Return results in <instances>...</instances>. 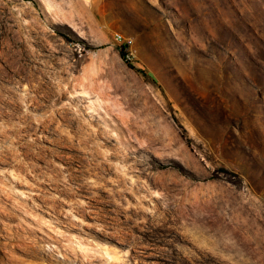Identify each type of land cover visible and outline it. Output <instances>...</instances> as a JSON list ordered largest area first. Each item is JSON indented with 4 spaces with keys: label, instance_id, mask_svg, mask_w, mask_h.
<instances>
[{
    "label": "rangeland",
    "instance_id": "rangeland-1",
    "mask_svg": "<svg viewBox=\"0 0 264 264\" xmlns=\"http://www.w3.org/2000/svg\"><path fill=\"white\" fill-rule=\"evenodd\" d=\"M0 264H264V0H0Z\"/></svg>",
    "mask_w": 264,
    "mask_h": 264
},
{
    "label": "bare ground",
    "instance_id": "bare-ground-1",
    "mask_svg": "<svg viewBox=\"0 0 264 264\" xmlns=\"http://www.w3.org/2000/svg\"><path fill=\"white\" fill-rule=\"evenodd\" d=\"M62 95L63 94L60 95V98H62ZM87 95L90 96L91 95V92L90 91H86V92L85 91H80V92L70 93V94H68V102L67 103H64V104H70V105L76 104V106H75L76 109L75 110H78V111L79 110H82L84 112V114H87V116H89V118H92L93 120L99 119L98 117L95 116V115L100 116V113H101V112L98 111V106L101 103V101L98 98L94 102L93 101H90L89 102V105L86 108L87 112H85L84 111L85 109H83L81 107L80 104L83 103V100L89 99ZM50 101L48 99V102L49 103H50ZM54 102H56V101H54ZM35 109L38 110L39 108L38 107H35ZM69 123H71L70 125L73 128L72 125H74V124L72 122H69ZM76 125H77V123H76ZM92 135H95L97 138H103V139L106 138L105 139V143L109 142L111 140V138H118L119 137L115 133H111L109 135L107 131L102 130L99 127L96 129V132L93 133ZM111 155H113V153H111ZM111 155H110V157H111ZM114 174L116 176L120 177L123 181H126V177L125 176L128 175L127 172H126V170L123 169L122 167L121 168L117 167V169L114 170ZM70 175H72V174H70ZM70 178L73 179V177H70ZM98 192L99 193H97V194H100V191L99 190H98ZM146 217H148V219L146 220L145 223L148 224L149 222H151L153 225H155V226L157 225V227H155L154 229H156V230H159L160 229L162 231L168 232V234H173L172 228L171 227H166L165 226V223L162 222L161 225H158V223L160 222L161 219L159 220V218L156 217V214H154V215H146ZM186 240H187V238L184 239V241H186Z\"/></svg>",
    "mask_w": 264,
    "mask_h": 264
},
{
    "label": "built area",
    "instance_id": "built-area-1",
    "mask_svg": "<svg viewBox=\"0 0 264 264\" xmlns=\"http://www.w3.org/2000/svg\"><path fill=\"white\" fill-rule=\"evenodd\" d=\"M113 40H114V42L116 44H120V45H123V46L131 45V40L121 36L119 33H114Z\"/></svg>",
    "mask_w": 264,
    "mask_h": 264
},
{
    "label": "trees",
    "instance_id": "trees-1",
    "mask_svg": "<svg viewBox=\"0 0 264 264\" xmlns=\"http://www.w3.org/2000/svg\"><path fill=\"white\" fill-rule=\"evenodd\" d=\"M121 55H122V57L124 58V55H123V53H121ZM142 72V71H141Z\"/></svg>",
    "mask_w": 264,
    "mask_h": 264
}]
</instances>
